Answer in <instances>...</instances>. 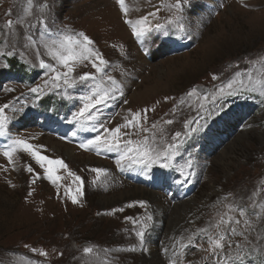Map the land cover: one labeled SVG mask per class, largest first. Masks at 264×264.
Listing matches in <instances>:
<instances>
[{
	"label": "rangeland",
	"instance_id": "1",
	"mask_svg": "<svg viewBox=\"0 0 264 264\" xmlns=\"http://www.w3.org/2000/svg\"><path fill=\"white\" fill-rule=\"evenodd\" d=\"M150 243L264 264V0H0V264Z\"/></svg>",
	"mask_w": 264,
	"mask_h": 264
},
{
	"label": "bare ground",
	"instance_id": "2",
	"mask_svg": "<svg viewBox=\"0 0 264 264\" xmlns=\"http://www.w3.org/2000/svg\"><path fill=\"white\" fill-rule=\"evenodd\" d=\"M153 90V89H152ZM135 190H138V191H142L144 192L145 194H148L149 198H151L152 200L156 201L157 198H158V194L155 193V192H151V191H148V190H142L141 188L139 187H134ZM190 200L188 199L186 202L184 201V203H189ZM183 203V204H184ZM161 207V206H160ZM179 207V205L177 206V208ZM160 212V211H159ZM185 225V224H184ZM173 233V232H172ZM166 235V233L164 234V236ZM173 236V235H172ZM169 242V241H168ZM162 245V244H161ZM166 246V244H165ZM147 251L146 252H143V256L145 258V260L147 262H149L150 264H161V263H164V260L166 259V257L168 256L167 254V251H166V247H155L154 244H151L149 245V247L146 248Z\"/></svg>",
	"mask_w": 264,
	"mask_h": 264
},
{
	"label": "water",
	"instance_id": "3",
	"mask_svg": "<svg viewBox=\"0 0 264 264\" xmlns=\"http://www.w3.org/2000/svg\"><path fill=\"white\" fill-rule=\"evenodd\" d=\"M54 76H55V78H57V79L61 77V75L58 74V73H55Z\"/></svg>",
	"mask_w": 264,
	"mask_h": 264
}]
</instances>
